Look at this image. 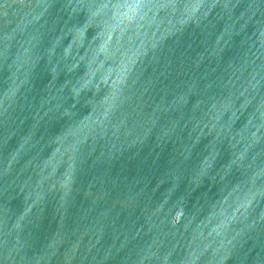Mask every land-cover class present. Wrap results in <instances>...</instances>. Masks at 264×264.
Wrapping results in <instances>:
<instances>
[{
    "label": "water",
    "instance_id": "1",
    "mask_svg": "<svg viewBox=\"0 0 264 264\" xmlns=\"http://www.w3.org/2000/svg\"><path fill=\"white\" fill-rule=\"evenodd\" d=\"M0 264H264V0H0Z\"/></svg>",
    "mask_w": 264,
    "mask_h": 264
}]
</instances>
